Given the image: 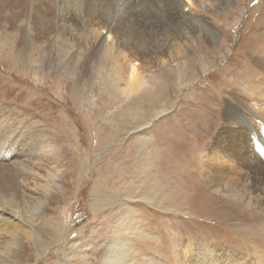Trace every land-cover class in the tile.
Wrapping results in <instances>:
<instances>
[{
	"label": "rangeland",
	"instance_id": "1",
	"mask_svg": "<svg viewBox=\"0 0 264 264\" xmlns=\"http://www.w3.org/2000/svg\"><path fill=\"white\" fill-rule=\"evenodd\" d=\"M108 1L0 0L1 111L18 119L21 137L49 142L44 169L64 185L24 198L29 226L8 213L22 200L0 180V233L22 239L0 235L10 249L0 264H180L187 248L222 264H264V164L248 139L264 134V0H214L197 14L212 36L197 25L184 44L177 11H145L152 18L139 15L132 29L138 50L124 23L110 24L124 0ZM148 20L167 36L161 49L145 42ZM133 60L140 73L130 84ZM14 155L31 186L34 159Z\"/></svg>",
	"mask_w": 264,
	"mask_h": 264
},
{
	"label": "bare ground",
	"instance_id": "2",
	"mask_svg": "<svg viewBox=\"0 0 264 264\" xmlns=\"http://www.w3.org/2000/svg\"><path fill=\"white\" fill-rule=\"evenodd\" d=\"M56 1L57 2L55 4H52V7L54 9H97V8L104 7V6L110 7L111 5V3L109 1L107 2V0H105V2L101 0L100 1L98 0H56ZM137 1H139L138 3L139 5L136 4ZM215 1L214 0H124V3H119V2L116 3L115 8H114L115 10L113 12V17L110 20V24L112 27V26H115L116 24L119 25V24L124 23L125 25H124V28L122 29V32L125 35V39L131 43V47L133 49L138 50V46L136 44L141 43V40L139 39L138 36H136L135 38L132 33V29L135 27L134 22L137 23L138 21L137 17L141 14H145L148 17L152 18V14L146 13L145 11L153 10V9H171V10L178 12V16L173 18V21H172L175 24V27H176L175 29L178 31L180 35L183 34V31L187 33V37L185 35L179 36L180 38L186 37L185 40L182 41V44H184L188 40L187 39L188 37H192V35H194L193 31H190V29L195 30L197 25H198L197 29L201 27L203 30H205V32L209 35V37L212 36L213 34L212 28L207 27V25L203 22H199L201 18L199 19L200 16L198 15L199 17H197V14H199V12L202 14L203 11L205 10L207 11V9H215V6H216ZM222 1L223 3H225L224 1H228V0H222ZM222 1L217 3V8L222 7L221 6V4H223L221 3ZM0 9H2L1 3H0ZM183 9L188 10V12L184 13V11H182ZM137 10H141V12L139 13ZM185 18L190 19L191 22L186 20ZM146 25L148 27L147 34H149V37L145 40V42H148V44L155 43V46L157 48H160V49L163 48L164 42L167 39V36L164 34V30L159 25L152 23L150 20L146 22ZM162 27L164 28V26ZM172 32H175V31L171 29L169 31L170 36L175 37L172 34ZM102 33L105 34L107 32L102 31ZM113 36L116 38L114 39L118 45L117 49L119 47H123L124 45L118 41V36L116 34H113ZM107 38L112 39L113 44H114V39L111 37L110 32L107 33L106 39ZM101 44L104 45L100 49L102 52L101 54H105L107 50L106 47L109 46V44L105 43V40ZM139 73H140L139 62H137L136 60H133V62L130 63L128 66V74H127L128 82L130 84L135 83L139 77ZM232 87L235 89L237 93H240V91H242L237 86L236 87L232 86ZM0 103H1V97H0ZM232 114L235 115L236 112H233ZM239 122L242 123L243 125L247 124V121L245 119L240 120ZM17 126H19L18 119L16 117L10 116L9 114L5 115L4 113H2L1 108H0V160L4 162V164H0V168H2L0 170V180L4 182L6 190L8 189V192L5 191V195L8 196L9 199L12 197V195L13 196L18 195L21 197V200H22V206H20V208H14L12 206H7V205L6 207L9 209L8 213L11 215L12 218L16 219L22 224L26 223L30 226L32 225L31 215L33 214L29 213L27 200H25L24 198L27 197L35 201L37 199H46L50 193V190L47 188L48 183L51 182L56 187L60 185L62 189L64 185L63 183L59 184L60 179H61V176L59 173H56L55 176L49 177V171H45L44 169V164L47 162L46 161L47 154L49 157L52 156L51 155L52 153L50 152L51 147L49 148V142L44 140L43 137L39 136L38 134H36L33 138H31L30 136H28V133H24L22 134V137H21L20 134L16 133V131L20 129V127H17ZM249 128L251 127H248V129ZM23 135H25L24 138H23ZM252 135H253L252 138L248 137V135L247 137L252 144L255 154L257 155L259 159H261L262 164H264L262 161V159L264 160V145L262 143L263 141L259 139L260 137L264 138V134L260 136V135H257L253 131ZM20 140H23V144L26 148V151L21 150L19 153H16V148L19 145ZM242 147L243 146L241 145L238 149H240L241 151H243V148L244 150L246 149L245 147L243 148ZM14 154H18V156L20 154H21L20 156L29 155L30 157H32V159H34L32 163L34 165L33 167H35L36 169L34 170L32 174V178L35 182L31 186H29V184L25 180H23V172H24L23 168L21 169L22 170L21 175L19 177L16 176V167L18 165L21 166L22 164H21V161L16 162L13 160V157L15 156ZM251 157L253 158V160L257 159V158L255 159L253 156ZM2 210L4 211V209ZM22 227H25V225L24 226L22 225ZM0 235H2V238L4 240L7 237V239H9L8 241L10 242L22 241L20 234L17 232L5 231L4 234L0 233ZM0 244H2V242H0ZM190 249L192 248H187L183 250L182 252L180 251L181 252L180 254L185 256V259L180 261V264H222L220 263V261L218 262L217 260L210 258V256H208L202 250L191 251ZM9 252H10V249L8 250L6 248L5 250L4 247L0 246V258L2 259L8 258ZM178 256H179V253L172 252V257L176 259ZM107 263L113 264V263H116V261L115 262L111 261V263L109 262ZM124 263H125L124 260H122L120 261V263H116V264H124Z\"/></svg>",
	"mask_w": 264,
	"mask_h": 264
}]
</instances>
